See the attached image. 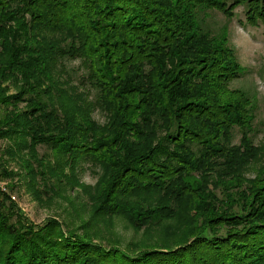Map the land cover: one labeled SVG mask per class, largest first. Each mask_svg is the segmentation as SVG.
I'll list each match as a JSON object with an SVG mask.
<instances>
[{"label":"trees","instance_id":"obj_1","mask_svg":"<svg viewBox=\"0 0 264 264\" xmlns=\"http://www.w3.org/2000/svg\"><path fill=\"white\" fill-rule=\"evenodd\" d=\"M239 5L264 25V0H0V179L72 210L36 225L0 192V264H264L257 98L205 25ZM98 213L160 233L106 250Z\"/></svg>","mask_w":264,"mask_h":264},{"label":"rangeland","instance_id":"obj_2","mask_svg":"<svg viewBox=\"0 0 264 264\" xmlns=\"http://www.w3.org/2000/svg\"><path fill=\"white\" fill-rule=\"evenodd\" d=\"M235 15L231 19H227L222 13L218 11H208L206 17V26L212 31L216 32L222 27L226 26L229 31L230 43L237 49L240 63L245 67V73L241 79L234 84L231 88H242L250 94H254L257 98L256 118L254 120L253 140L256 145L264 140V25L258 23L256 25L250 24L245 20V11L242 5H239L234 10ZM69 67L77 70L78 62L71 60L68 62ZM81 72H78L80 74ZM95 117L100 121H104V117L96 113ZM240 135L238 132L235 134L234 143L239 142ZM2 145H4L2 143ZM42 151V150H40ZM83 171L80 170L79 176L81 182L86 185L89 191H94L97 187V175L88 169L87 164H84ZM13 167V165H12ZM256 166H252L255 169ZM247 176H253V172L249 171ZM8 188V187H7ZM11 200L18 205L21 212L36 225L44 223L47 217L57 216L63 220L64 218H71V209L66 208L69 204L58 201H38L27 191L26 187L21 183L14 190L8 188ZM78 189L71 195L74 206H80L82 201L86 198L82 193L77 195ZM65 209V210H64ZM90 215L82 213L77 215V219L73 225L74 230L79 236L83 234V229L78 228L83 224ZM101 220L100 235L109 237L114 242L107 244L106 250H112V247L118 246L126 250H135L143 246L144 243H149L147 240L155 239L158 237L160 230H137L135 229L128 219L122 215H114L111 217H104L101 213L97 214ZM101 217V218H100ZM60 220V221H61ZM86 233V231H85ZM109 246V247H108Z\"/></svg>","mask_w":264,"mask_h":264},{"label":"built area","instance_id":"obj_3","mask_svg":"<svg viewBox=\"0 0 264 264\" xmlns=\"http://www.w3.org/2000/svg\"><path fill=\"white\" fill-rule=\"evenodd\" d=\"M0 192L10 194V192L7 188V183L2 181L1 179H0ZM11 197L14 199V196H11Z\"/></svg>","mask_w":264,"mask_h":264}]
</instances>
